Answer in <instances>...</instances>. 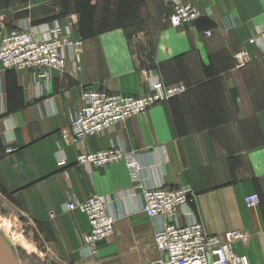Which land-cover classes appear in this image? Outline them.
<instances>
[{"label":"crops","instance_id":"1","mask_svg":"<svg viewBox=\"0 0 264 264\" xmlns=\"http://www.w3.org/2000/svg\"><path fill=\"white\" fill-rule=\"evenodd\" d=\"M12 1L0 0V35L24 25L44 37L68 26L78 53L67 48L62 71L0 65V219L71 264H153L164 220L144 211L126 164L77 162L84 151L121 145L145 164L138 183L193 189L176 220L200 221L221 237L241 231L246 238L233 251L243 264H264V0H187L204 12L192 27L171 26L167 6L144 9L135 22L143 25L138 36L152 38L143 62L132 59V39H121L125 25L84 32L77 12L49 15L47 5L30 11L29 0ZM157 79L187 90L84 140L68 135L84 88L142 95ZM251 193L261 196L256 207L245 202ZM94 196H106L118 219L114 234L84 256L88 216L66 204Z\"/></svg>","mask_w":264,"mask_h":264},{"label":"built area","instance_id":"2","mask_svg":"<svg viewBox=\"0 0 264 264\" xmlns=\"http://www.w3.org/2000/svg\"><path fill=\"white\" fill-rule=\"evenodd\" d=\"M169 9L168 21L174 27H192L204 16V12L187 0H164ZM211 34V32H207ZM78 41L72 37V29L59 24L49 28L46 36L40 37L24 25L0 35V65L4 69L18 68L45 72L48 69L64 70L67 67V48L75 53ZM244 63L248 54L238 55ZM142 95H129L105 89L86 87L82 92V106L72 118L69 136L81 141L101 133L106 128L143 114L151 106L183 94L187 86L183 83L166 84L161 79L149 85ZM122 161L126 164L132 180V191L142 189L143 209L152 219H163L158 224L155 242L160 257L153 264H243L233 251V242L244 240L245 234L238 230L226 232L224 237L208 233L200 221L181 224L175 218L177 208L193 197L188 186L160 185L145 187L138 183L145 164L134 151L121 145H113L98 151H84L78 155L79 164H91L103 168ZM250 207L261 203L258 193L246 196ZM70 210H79L88 216L90 229L84 239L82 253L93 255L100 244L115 232L117 216L109 208L106 196H94L87 200H74L66 204Z\"/></svg>","mask_w":264,"mask_h":264},{"label":"rangeland","instance_id":"3","mask_svg":"<svg viewBox=\"0 0 264 264\" xmlns=\"http://www.w3.org/2000/svg\"><path fill=\"white\" fill-rule=\"evenodd\" d=\"M2 1H5L4 4L6 5L13 3L12 0ZM29 4L30 9L28 10L30 11L32 8L44 10L47 5L49 7L47 8V14L49 15L65 14V11L77 12L82 17L81 26L84 32L99 29L110 32V30L118 29L116 25H125L123 26L124 32L121 33V39H132L137 50L136 54L131 53L133 55L132 59L137 62L145 61L146 56L144 55L147 54L145 49L151 45L152 38L149 39L148 35L138 36L139 29L143 25L141 26L139 21L135 25L136 18L140 17L144 9L155 8L159 12L167 10L164 0H44L35 3L33 0H29ZM126 23L128 24L126 25ZM113 37L114 40H118L117 33L113 34ZM12 222L13 224H10L0 219V229L8 239L19 264H71L66 258L46 254L43 251L45 248L43 243L37 240L30 241L26 237L23 238L19 223Z\"/></svg>","mask_w":264,"mask_h":264},{"label":"water","instance_id":"4","mask_svg":"<svg viewBox=\"0 0 264 264\" xmlns=\"http://www.w3.org/2000/svg\"><path fill=\"white\" fill-rule=\"evenodd\" d=\"M0 264H19L16 255L5 239V237L0 232Z\"/></svg>","mask_w":264,"mask_h":264}]
</instances>
